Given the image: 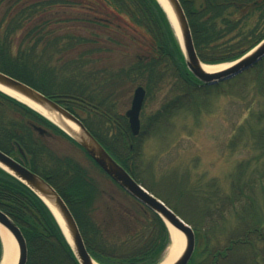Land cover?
I'll return each instance as SVG.
<instances>
[{
    "label": "trees",
    "instance_id": "16d2710c",
    "mask_svg": "<svg viewBox=\"0 0 264 264\" xmlns=\"http://www.w3.org/2000/svg\"><path fill=\"white\" fill-rule=\"evenodd\" d=\"M180 1L189 20L197 53L205 63L234 61L264 38V8L255 6L252 0ZM83 10L99 16L88 22L105 25V29L110 31L122 32L121 25L114 20L128 16L135 24L147 28L154 38L150 54L137 59L128 69L105 73L107 83H111L115 77L122 79L120 82H125L129 78L143 82L148 95L152 91L160 93L162 87H169L165 96L167 101L160 109V113L158 112V117L152 119L154 123L162 120L164 110L165 114L173 115L183 109L203 107L204 99L218 95L222 92L223 85H230L248 72L260 70L264 74L263 59L256 67L230 81L215 85L203 84L188 70L175 31L157 0H0V13H4L0 20L2 30L4 29L3 34L0 33V70L24 82L26 74L43 77L39 67L46 52L53 51L54 48L67 52L75 49L81 41H88L85 37L68 33L71 28L69 23L75 21L74 18H70L73 15L70 12L85 14ZM46 70L54 71L51 64ZM30 81L32 84L29 85L34 88L37 86L48 87L46 90H56L59 87L56 81L51 79V75L46 81ZM258 82L260 84L257 91L264 96V79L260 78ZM53 95L86 99L85 95L72 92L54 91ZM94 100L95 97L90 95L89 103L102 110L104 108L102 103H96ZM7 105L15 107L20 116L4 115L2 110H5ZM65 107L80 117L72 103H66ZM105 109L110 111L109 107ZM113 118L117 122V127L114 131L110 130L107 138L99 136L85 120L83 121L116 160L139 183L187 221L197 236L204 233L215 240L214 249L209 251L205 258L199 262L193 257L189 264H231L233 260L230 258L235 254V250L247 247L252 248L250 256L253 264H260L258 258L261 250L258 245L264 244V232H261L263 226L252 224L253 222L241 217L243 220L229 243L221 246L217 242L216 229L221 227L220 224L225 221L231 210L235 211L239 205L241 207L244 199L238 185L232 189V193L223 189L218 190L215 185L213 186L215 190L203 194L191 191L200 214H187L181 203L161 194L152 184H147L142 179L137 163L139 137L132 135L125 115ZM260 120H264V113H260ZM34 124L70 139L32 109L0 93V150L15 156L19 155L18 148L23 149L26 154V165L55 187L69 207L89 250L95 247V244L100 249L105 246V264L160 262L170 243L168 229L162 219L151 211L148 212V216L144 215V219H139L129 213L132 206L127 205L124 210L117 211L124 215L125 219L119 218L115 221L121 230L111 233L109 228L112 227L108 225V220H105V240L103 235H97L100 231L95 227L92 209L96 207V197L102 192L101 188L80 164L55 156L45 144L44 137L35 131ZM258 134L261 136L260 132ZM260 175L264 179L261 172ZM255 185L256 179L247 180L243 189L250 190ZM180 189L179 198H182L186 189L184 187ZM121 191L127 202H130L127 199L130 198L136 203L124 190ZM197 197L203 198L202 205L198 203ZM0 209L20 227L27 241V264H77L74 253L49 208L29 187L1 168ZM112 211L109 210V213ZM147 231L148 238L143 239ZM113 254L121 256L114 257L116 255ZM2 255L3 246L0 238V262Z\"/></svg>",
    "mask_w": 264,
    "mask_h": 264
},
{
    "label": "rangeland",
    "instance_id": "374dc122",
    "mask_svg": "<svg viewBox=\"0 0 264 264\" xmlns=\"http://www.w3.org/2000/svg\"><path fill=\"white\" fill-rule=\"evenodd\" d=\"M88 12L83 10L85 14H82L71 11L73 15L70 18L75 21L69 23L71 28L68 30V33L85 37L88 41H81L75 49L67 52L56 48L44 52L39 67L44 76L26 74L24 80L29 85L32 84L30 80L46 81L51 75V79L59 87L56 90H46L48 87L36 86L37 90L49 97L53 96L54 91L82 94L86 100L91 95L95 97L96 103H102L104 108L109 107L110 111L105 110L114 117L126 115L131 108L135 90L143 82L133 81V78L120 82L122 79L115 77L111 83H107L105 73L128 69L137 59L150 54L154 38L147 28L135 24L128 16L114 20L121 25L122 32L110 31L105 29V25L88 22L99 17ZM3 16L4 13H0V20ZM3 30L0 24L1 34ZM50 64L54 71L46 70ZM263 75L260 70H255L228 86L223 85L222 92L204 99V106L201 108L183 109L173 115L165 114L164 110V117L155 124L152 119L158 117L167 101L165 96L169 87H162L160 93L152 91L150 95L147 94L141 112L142 132L139 136L137 163L140 166L138 172L147 184H152L161 194L177 200L187 214L193 215H199L200 210L191 191L203 194L215 190V185L218 190L232 193V189L238 185L244 199L241 207L239 205L235 211L231 210L220 224L221 227L216 229L217 242L221 246L227 245L236 235L243 218L253 222L252 224L263 226L261 232H264V179L260 175V172L264 175V120H260V113H264V96L257 91L260 84L258 80L264 79ZM74 110L103 138H107L110 130L114 131L117 127V122L109 114H105L104 118L77 107ZM2 111L4 115H19L12 105L5 106ZM46 142L55 156L78 163L88 171L102 193H105L96 197L95 205L99 210L92 211L93 218L102 225L105 217L112 227L106 225L111 233L120 231L115 222L119 217L115 215V218H107L112 208L109 202L111 196L117 199L113 203L115 207L124 206V196L120 189L73 141L52 135ZM253 179H256V185L250 190L243 189L247 180ZM183 187L186 192L179 198L180 188ZM127 199L130 201L127 205L132 206L133 213L139 219H144L145 209L130 198ZM197 201L200 205L203 204V198L197 197ZM145 234L143 239L148 238V231ZM214 241L204 233L196 235V261L200 262L214 249ZM258 248L261 250L258 260L260 264H264V244L258 245ZM104 250L105 246L101 248V251L105 252ZM251 252L252 248H237L230 259L237 264H253ZM167 253L168 250L165 257ZM230 263L233 264L232 261Z\"/></svg>",
    "mask_w": 264,
    "mask_h": 264
},
{
    "label": "water",
    "instance_id": "95a60500",
    "mask_svg": "<svg viewBox=\"0 0 264 264\" xmlns=\"http://www.w3.org/2000/svg\"><path fill=\"white\" fill-rule=\"evenodd\" d=\"M157 1L167 13L168 19L170 20L172 26L176 31V35L179 38L185 55V61L188 70L201 82L208 85H214L219 82L230 80L236 76H239L245 71L250 70L264 58V40H262L257 46L244 54L238 60L231 63L230 66H228L226 69L215 73H208L203 68V62L199 58L195 49L191 28L180 0H166L167 4L171 8L176 24L179 27V33L167 9L159 0ZM0 86L12 92H15L26 100L39 106L44 111L53 114L59 121L62 122V124H65L66 126L69 124L75 126L77 128V131L74 133V135H71L67 133L63 128H61L60 125L49 119L46 115L30 107L28 104L20 101L21 103L32 108L34 111L38 112L40 115L51 121L61 130L67 133L70 137H72L116 183H118L124 190H126L132 197L137 199L141 204L158 214L166 223L168 229V224H170L177 231H179L185 237V249L181 256L173 264L189 263L194 254L196 246V235L191 225L185 222L161 199L154 196L141 184H139L130 175V173L111 156V154L85 127V125L79 118H77L69 110L65 109L58 102L49 98L45 94L32 88L26 83H23L7 74H4L3 72H0ZM6 95L16 99L9 94ZM144 99L145 90L142 86H140L136 89L132 101V107L127 112L130 128L133 135H138L140 133V113L143 107ZM35 129L39 131L40 134L45 133V130L41 127L35 126ZM21 153H23L22 150ZM0 167L5 172L12 175L14 178L29 187L45 203V205L49 208L56 221L58 222L78 262L80 264H95L96 262L93 260L86 248L83 237L80 233L78 224L73 214L71 213L69 207L57 192V190L47 180L39 176L37 173L33 172L27 166L15 160L13 157L2 152L1 150ZM47 202L51 203L56 208L63 224L58 220L54 211ZM0 225L5 227L12 235V237H9L10 239H7V237H5L7 239L5 240V238L0 233L4 247L3 260L6 257L7 251H10L14 252V257L17 264H27L28 247L25 237L19 226L1 209ZM169 232L172 239V233L170 229Z\"/></svg>",
    "mask_w": 264,
    "mask_h": 264
},
{
    "label": "bare ground",
    "instance_id": "6f19581e",
    "mask_svg": "<svg viewBox=\"0 0 264 264\" xmlns=\"http://www.w3.org/2000/svg\"><path fill=\"white\" fill-rule=\"evenodd\" d=\"M159 1L162 3V5L167 9L169 14L171 15V17H172V19H173V21L177 27L178 33H179V27L176 24V21H175V18L173 16V13L171 11V8L167 4L166 0H159ZM227 67L228 66L221 65V64L203 63V68L208 73H215V72L221 71L223 69H226ZM0 90L6 94H9V95L15 97L16 99H18L21 102L28 104L30 107L36 109L37 111L43 113L49 119H51L52 121H54L55 123L60 125V127L63 128L67 133L74 135V133L77 131V128L75 126L70 125V124L66 126L65 124H62V122L59 121L53 114H50V113L44 111L39 106H37L34 103L26 100L25 98L16 94L15 92H12V91H10V90L2 87V86H0ZM47 203L49 204V206L54 211L58 220L63 224L61 217H60L58 211L56 210V208L51 203H49V202H47ZM168 226H169V229L172 233V244H171L170 248L168 249V253H167L166 257L159 264H173L181 256V254L183 253V251L185 249V237L179 231H177L173 226H171L170 224H168ZM0 233L4 238L7 237V239H10L9 237H12L11 233L2 225H0ZM7 239L5 238V240H7ZM1 264H17V262L15 261L14 252L7 251L6 257L4 258V260ZM95 264H98V263H95Z\"/></svg>",
    "mask_w": 264,
    "mask_h": 264
},
{
    "label": "flooded vegetation",
    "instance_id": "af4514ba",
    "mask_svg": "<svg viewBox=\"0 0 264 264\" xmlns=\"http://www.w3.org/2000/svg\"><path fill=\"white\" fill-rule=\"evenodd\" d=\"M255 6L257 7H262L264 8V0H252L251 1ZM60 100V99H59ZM61 101H64V102H68V100H63L61 99ZM105 112V111H104ZM103 195H105V193H103ZM113 200H116L115 198H113ZM122 208V209H121ZM119 210H124V207L122 206ZM98 209L94 208V212H96ZM129 213L132 214V212L130 211ZM95 214V213H94ZM116 213H113V214H109L107 218H109L111 215H115ZM112 217V216H111ZM124 217V215H122V218ZM113 218V217H112ZM93 220H95L93 218ZM104 223H102V225H100L99 223H97L98 221L95 220L94 222L96 223L95 227L97 229H99L100 233H98L97 235H103V238L105 240V217H104ZM102 221V222H103ZM95 247H93L91 250H90V253L92 256H94L95 258L97 259H100V260H104L105 261V252L101 251L100 248L97 247V245L95 244L94 245ZM88 247V246H87ZM89 248V247H88ZM105 251V250H104Z\"/></svg>",
    "mask_w": 264,
    "mask_h": 264
}]
</instances>
